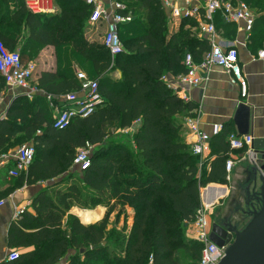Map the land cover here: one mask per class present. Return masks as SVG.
<instances>
[{
    "label": "trees",
    "instance_id": "16d2710c",
    "mask_svg": "<svg viewBox=\"0 0 264 264\" xmlns=\"http://www.w3.org/2000/svg\"><path fill=\"white\" fill-rule=\"evenodd\" d=\"M117 1L126 2V14L142 11L120 25L126 51L112 57L103 43L83 34L84 19L92 11L84 1L47 14L32 12L24 0H0V40L10 50H19L24 62L36 59L48 45L55 47L56 67L40 71V89L52 96L79 90L74 62L80 65L78 59L83 58L106 99L91 115L74 118L65 129L53 126L52 107L41 95L18 96L0 119V154L26 141L36 147L28 183L64 176L51 192L43 190L33 199L36 215L28 214L33 230L18 241L20 246L34 248L5 264L199 263L203 244L187 231L202 207L201 188L228 182L230 128L225 124L212 137L215 156L209 157L208 166H200L178 121L182 113L191 115L197 104L180 97L163 75L186 72L185 55L198 58L211 45L185 28L197 22L190 17H183L179 30L170 33L162 0ZM243 1L256 13L248 39L264 48V0ZM234 25L228 22L216 28L229 36ZM116 71L120 75L113 77ZM5 84L0 72V91ZM136 122L133 147H128L118 141V135ZM87 143L93 147L91 163L81 169L79 179L70 168L77 150ZM98 205L107 206V211L95 223L84 224L68 213L72 206ZM127 208L132 209L133 218L129 226ZM115 211L116 225L109 231ZM122 215L125 222L118 227ZM181 251L190 258L188 262H182Z\"/></svg>",
    "mask_w": 264,
    "mask_h": 264
},
{
    "label": "crops",
    "instance_id": "0c3cea01",
    "mask_svg": "<svg viewBox=\"0 0 264 264\" xmlns=\"http://www.w3.org/2000/svg\"><path fill=\"white\" fill-rule=\"evenodd\" d=\"M81 1L85 0H41L43 7L40 13H55L61 11L65 6L77 7ZM117 0H101L109 11L113 10V3ZM125 4V1H121ZM165 7V12L168 17V22L172 27L173 32L179 30L183 17L174 16L171 13L173 7L181 9L189 6L203 7L204 0H162ZM128 4V3H127ZM135 16V14H133ZM196 24L187 23L185 28L190 29L199 38H206L199 33L198 24L199 21L196 17ZM233 22L235 25V31L232 35H226L224 29L219 28L218 39L226 44L236 46L239 51L240 64L242 66V72L248 83V94L246 97L240 95V88L237 82H234L230 73L225 69L217 65H210L207 69L199 67L200 63L204 60L206 53L210 50H205L198 58H194V65L196 67L195 74L198 77L203 78L201 85L197 87L186 86L184 89L178 91L179 96L187 101H194L197 107L191 112L198 116L200 127L209 133L212 137L217 134L214 132V126L220 125L222 131L225 124L229 125L230 131H237L236 125L233 121L238 103L245 101L251 106L252 109V135L258 137H264V58H258V52L262 49L256 47L254 43L250 42L247 34L243 30L242 22L226 21L221 12H217L214 15L215 26ZM83 34L90 41H98L103 43V35L106 30V21L99 23H92L89 18L84 19ZM30 28L26 29V33L29 34ZM211 48V46H210ZM37 64V70L35 73L34 85H37V79L40 71L55 69L56 67V54L55 47L48 45L43 48L39 56L34 59ZM76 68L79 70L80 66L74 62ZM115 76H119L120 72H114ZM113 73V74H114ZM182 73H174L167 71L163 75V79L167 82L169 87L175 86L177 77ZM171 87V88H173ZM24 95L29 99H32L33 95H41L46 97L54 113H56L57 105L63 104V95L52 96L48 95L44 90L40 89L38 92L28 95L23 90H12L5 84L4 89L0 91V119L6 117L7 111L11 106L13 100L18 96ZM53 99V101H52ZM187 113H182L178 116V121L183 124V137L189 144L194 140V137L189 133L187 126L185 125V119ZM139 122H136L133 126L122 129L121 132H131L137 129ZM218 132V133H219ZM228 132V133H229ZM227 133V134H228ZM227 141V135H226ZM211 143V140H210ZM133 147V142L131 144ZM17 145H12L5 149L1 154L5 156L3 163H0V200L5 199V203L0 206V264H5L7 261V255L12 250H18L20 253L29 251L34 246L24 247L20 246L19 239L24 236V233L33 230L30 225V218L28 214L36 215V210L33 206L34 197L43 190L52 191L54 183L62 179L60 178L38 180L34 183H28L27 173L28 170L21 173L18 176H11L9 170L14 165V153ZM214 157V151H212L211 144L210 150L205 153L204 163L209 162V157ZM254 157L252 151L247 149H232L229 152V158L234 161V164L228 174V182L226 184L210 183L201 188V200L202 209H205L206 217L208 219L207 228L214 221L223 222L227 215L232 217V221L237 220V216L240 214L241 205L237 203V198L240 197L242 189L246 184V179L249 176L248 171L251 168V160ZM262 161V160H261ZM260 161V162H261ZM70 171L73 172L79 179H81V169L79 166L73 163ZM25 176V177H24ZM127 212L130 215L131 225L132 223V209L127 208ZM70 214L76 215L80 221L84 224H91L101 220L106 213V208L98 206L97 208H81L78 206H72ZM217 213V217H215ZM93 214L96 216L94 220H85L84 215L88 216ZM208 216H211L210 218ZM223 216V218H221ZM98 217V219H97ZM121 225V222L118 223ZM196 226V224H195ZM197 227V226H196ZM211 229V226H210ZM210 233V231H209ZM188 235L196 237V231H188ZM190 258L186 262L189 261ZM184 262V263H186ZM57 264H64V261H60Z\"/></svg>",
    "mask_w": 264,
    "mask_h": 264
},
{
    "label": "built area",
    "instance_id": "2783aa9c",
    "mask_svg": "<svg viewBox=\"0 0 264 264\" xmlns=\"http://www.w3.org/2000/svg\"><path fill=\"white\" fill-rule=\"evenodd\" d=\"M92 7L89 21L99 23L106 21V30L103 35V44L106 46L112 57L122 53L124 46L120 35V25L131 22L134 18L132 13H124L126 6L121 1H114L113 10L109 11L101 0H85ZM26 7L34 13L43 10L41 0H24ZM221 12L226 21L242 22L243 30L250 36L256 18L255 10L243 0H204L203 7L189 6L181 9L173 7L171 13L177 17H196L199 21L198 28L201 36L206 37L211 48L206 53L204 60L199 67L207 69L210 65H217L225 69L234 82L240 88V95L244 98L248 94V83L242 72L239 59V51L236 46L226 44L218 39V31L214 23V15ZM258 58H264V48L258 52ZM184 62L188 70L177 77L176 85L173 89L179 91L186 86L197 87L203 82L202 77L195 74L196 67L191 53H187ZM37 64L34 60L24 62L19 50H10L0 40V72L5 78V83L12 90H23L28 95H32L40 90L37 85L31 83ZM77 78L81 87L77 91H70L63 94V104L57 105V112L54 115L53 126L58 129H65L76 117H87L98 107L106 103L105 97L99 90L98 79L90 77L86 72L77 70ZM1 99V96H0ZM189 133L194 137L189 143L191 150L200 158V166L204 164L205 153L210 150L211 135L200 127L198 116L192 113L185 119ZM221 130L220 125L214 126V132ZM252 134H239L231 131L227 134V143L230 149H247L252 151ZM91 148L86 146L77 150L73 163L86 169L91 163ZM36 147L32 142H27L17 146L14 153V165L9 170L11 176H18L28 170L34 160ZM5 156L1 155L0 163ZM234 161L229 158L226 162V170L229 172ZM5 203V199L0 200V206ZM195 224L198 227L197 238L203 244L202 255L198 264H217L224 256L225 247H219L209 239L207 229V217L205 209H198ZM20 252L12 250L7 255V260L13 261L19 258Z\"/></svg>",
    "mask_w": 264,
    "mask_h": 264
},
{
    "label": "water",
    "instance_id": "95a60500",
    "mask_svg": "<svg viewBox=\"0 0 264 264\" xmlns=\"http://www.w3.org/2000/svg\"><path fill=\"white\" fill-rule=\"evenodd\" d=\"M233 121L239 134H252L251 106L239 102ZM252 152L249 176L240 191L242 200L237 198L239 205L243 203L237 220L227 215L223 222L211 224L209 239L225 247L217 264H264V137L254 136Z\"/></svg>",
    "mask_w": 264,
    "mask_h": 264
},
{
    "label": "rangeland",
    "instance_id": "374dc122",
    "mask_svg": "<svg viewBox=\"0 0 264 264\" xmlns=\"http://www.w3.org/2000/svg\"><path fill=\"white\" fill-rule=\"evenodd\" d=\"M130 3V2H129ZM130 5L132 6V5H134V3H130ZM137 10V9H136ZM142 10H137L136 11V13H134V14H137V13H140ZM168 31L171 33V32H173V30H172V27H174V26H171L170 24H168ZM126 51V48H125V46H124V52ZM23 57V59H24V56H22ZM25 60V59H24ZM78 62L80 63V68H79V70H81V71H84V72H86L88 75H91V73H90V69H91V67H90V63L88 62V61H86L85 59H83V58H79L78 59ZM82 64V65H81ZM36 73V72H35ZM35 73H34V76H33V79H32V81H31V83L32 84H34V81H35V78H36V76H35ZM113 75V77H117V76H115V73L114 74H112ZM52 111H53V114L55 115L56 113H54V110L52 109ZM118 141H120L121 143H123V144H125V145H127L128 147H130V145L132 144V134H131V132H120V134L118 135ZM27 142H29V141H26V142H24V143H27ZM92 151H93V147L91 148V153H92ZM98 206H102V207H105L106 208V211H107V206H104V205H98ZM98 206H96V207H91V208H97ZM79 207V206H78ZM219 215V214H218ZM217 213H215V217L216 218H218L217 216ZM209 218L211 217V216H208ZM125 217L122 215V216H120L119 217V222L118 223H120L121 222V225L119 224V226L121 227L123 224H124V222H125V219H124ZM221 218H223V216L221 217ZM97 219H98V217H97ZM100 221V220H99ZM128 221H130V219L128 218V220L126 221V224H127V226H129V222ZM207 221H208V219H207ZM116 223V211L115 212H113L112 213V215L110 216V220H109V226H108V229H109V231L111 230V228L113 227V225H116L115 224ZM210 226L211 225H209L208 226V231H210ZM189 230L190 231H193V232H195L196 231V235H197V233H198V227H196L195 226V222L194 223H192L191 224V226H190V228H189ZM187 235H188V231H187ZM190 236V235H189ZM200 243H201V241L197 238V236L195 237ZM202 244V243H201ZM188 256L186 255V253L184 252V251H181V260H182V262L184 263V262H186L187 260H188Z\"/></svg>",
    "mask_w": 264,
    "mask_h": 264
},
{
    "label": "bare ground",
    "instance_id": "6f19581e",
    "mask_svg": "<svg viewBox=\"0 0 264 264\" xmlns=\"http://www.w3.org/2000/svg\"><path fill=\"white\" fill-rule=\"evenodd\" d=\"M96 218V216H94L93 214H89L88 216L84 215V219L85 220H94Z\"/></svg>",
    "mask_w": 264,
    "mask_h": 264
}]
</instances>
